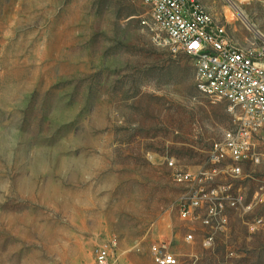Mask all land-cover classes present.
Returning a JSON list of instances; mask_svg holds the SVG:
<instances>
[{
  "label": "rangeland",
  "instance_id": "374dc122",
  "mask_svg": "<svg viewBox=\"0 0 264 264\" xmlns=\"http://www.w3.org/2000/svg\"><path fill=\"white\" fill-rule=\"evenodd\" d=\"M198 1L237 47L264 39V0ZM147 14L145 0H0V264H96L105 244L110 264H155L153 245L176 264H264V202L229 210L210 248L178 215L190 188L165 159L206 167L232 117ZM241 170L219 182L247 204L264 165Z\"/></svg>",
  "mask_w": 264,
  "mask_h": 264
},
{
  "label": "built area",
  "instance_id": "2783aa9c",
  "mask_svg": "<svg viewBox=\"0 0 264 264\" xmlns=\"http://www.w3.org/2000/svg\"><path fill=\"white\" fill-rule=\"evenodd\" d=\"M147 18L141 24L156 38L162 39L177 52L191 58L196 89L209 97L227 102L232 117L230 128L211 144L207 166L196 170L178 168L173 158H166L171 179L190 191L178 205L182 220H196L208 231L201 239L210 248L214 236L225 230L227 212L243 208L251 211L264 202V181H260L245 204L242 189L220 183L222 177L239 178L241 166L264 165V39L255 45L237 47L231 43L223 26L198 0H145ZM194 210L202 215H194ZM262 224L254 220L251 230ZM185 241L193 240L192 230ZM110 247L101 245L95 251L96 264H110ZM155 264H176L177 260L161 245L150 247ZM232 255V253H230Z\"/></svg>",
  "mask_w": 264,
  "mask_h": 264
}]
</instances>
